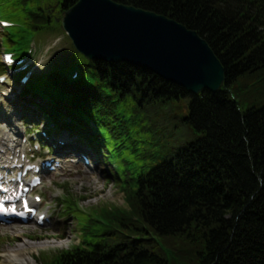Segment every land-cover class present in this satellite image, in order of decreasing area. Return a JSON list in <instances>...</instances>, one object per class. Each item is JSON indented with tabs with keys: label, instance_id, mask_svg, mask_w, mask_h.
<instances>
[{
	"label": "trees",
	"instance_id": "obj_1",
	"mask_svg": "<svg viewBox=\"0 0 264 264\" xmlns=\"http://www.w3.org/2000/svg\"><path fill=\"white\" fill-rule=\"evenodd\" d=\"M75 1L4 0L2 12L21 26L3 35L5 44L57 31L56 16ZM113 1L195 30L222 63L224 83L193 95L129 63L88 61L72 47L78 80L58 68L35 77L29 88L53 103L50 111L40 106L52 120L67 114L99 126L124 199L86 212L64 197L81 240L44 254V264H264V103L243 107L232 91L240 79L264 84V0ZM183 128L193 136L182 140Z\"/></svg>",
	"mask_w": 264,
	"mask_h": 264
},
{
	"label": "water",
	"instance_id": "obj_2",
	"mask_svg": "<svg viewBox=\"0 0 264 264\" xmlns=\"http://www.w3.org/2000/svg\"><path fill=\"white\" fill-rule=\"evenodd\" d=\"M61 24L88 60L129 62L186 91L216 92L224 68L197 32L164 15L113 0H77Z\"/></svg>",
	"mask_w": 264,
	"mask_h": 264
},
{
	"label": "rangeland",
	"instance_id": "obj_3",
	"mask_svg": "<svg viewBox=\"0 0 264 264\" xmlns=\"http://www.w3.org/2000/svg\"><path fill=\"white\" fill-rule=\"evenodd\" d=\"M0 9H4L3 6L0 5ZM2 31L3 29L0 27L1 34ZM31 37H33L34 40L31 39L30 41L29 37L25 36L23 42L26 43L25 49H28L30 44L33 46L32 51H34V53H26L25 57H30L36 63L37 68L34 71V75L44 73L53 67L63 64L67 59L66 57H69L67 53L71 51L69 49L71 42L62 29L60 31L45 32L44 34L34 33ZM2 41L3 39L0 36V62L2 52L6 51L5 45L1 44ZM36 41H38L41 46H39ZM69 55H71V53ZM65 64L68 67L73 66V63L69 60L66 61ZM256 81L254 77L244 81L240 79L233 86L232 91L243 107L260 106L264 103V94H262V96L259 94L253 96L251 94L255 89L260 92L264 90V84L254 85ZM18 89L20 88L16 86L13 92L11 81L10 84L4 88V97L3 95L1 97L3 103L0 102V117L4 116L3 112L9 117V113L12 112V108L14 107L10 101L5 100V95L7 94L13 97L12 94L18 92ZM14 99L16 98L14 97ZM20 99L23 98L20 97ZM185 103L187 104L188 101L185 100ZM177 109H181L179 112L181 116L187 114L186 107H177ZM4 130L5 133L0 131V137H7L9 135L10 132L6 127ZM181 131L183 133L181 136L182 140L191 138L192 134L187 128H183ZM68 140L73 144L81 142L78 135H68ZM81 146L85 150L89 149L87 147L88 145L85 143H82ZM59 153L63 154L64 150H60ZM97 157L96 159L98 162H94L91 167H85L82 164L79 166L76 165L72 169L65 167L64 170L58 171L57 174L47 176L43 187L38 191L43 197L40 208L51 213L53 223L43 228H38L33 224L17 227H15L16 225L1 227L0 253L9 250L14 251L17 248H26V251L30 252L29 248L32 245L36 246L38 249H36V252H30L33 259L37 264H44L47 260L44 256H48L44 254L51 255L59 250L67 249L72 245L78 244L81 240V236L78 224L74 219L75 217H79L78 214L75 212L70 213L69 210H60L62 207L59 202H56V199L61 198L64 194H68L78 200V205L85 211L93 205H98L100 203L123 205V195L117 188L115 180H112L113 176L108 173L109 166L103 164V161L100 160V156ZM155 158L156 160L153 164L161 160L159 156ZM15 234L20 236V238L17 239L18 241H14ZM0 264H6L2 262L1 257Z\"/></svg>",
	"mask_w": 264,
	"mask_h": 264
},
{
	"label": "bare ground",
	"instance_id": "obj_4",
	"mask_svg": "<svg viewBox=\"0 0 264 264\" xmlns=\"http://www.w3.org/2000/svg\"><path fill=\"white\" fill-rule=\"evenodd\" d=\"M6 140L1 139L0 142L5 143ZM59 144V143H58ZM79 146H77V149ZM14 241H18L16 238ZM30 252L37 249L36 246H32L29 248ZM23 250V252H22ZM30 252L26 251V248H17L14 251H4L0 253V257L2 258V262L6 264H37V262L33 259Z\"/></svg>",
	"mask_w": 264,
	"mask_h": 264
},
{
	"label": "snow or ice",
	"instance_id": "obj_5",
	"mask_svg": "<svg viewBox=\"0 0 264 264\" xmlns=\"http://www.w3.org/2000/svg\"><path fill=\"white\" fill-rule=\"evenodd\" d=\"M5 191H6V189H5ZM24 208L26 210L28 209V205H27V202L26 201L24 203ZM0 212H5V213H7V212H16V208H15V206H12L10 208H6V207L3 206L2 203H0ZM17 214L18 215H23V213H17Z\"/></svg>",
	"mask_w": 264,
	"mask_h": 264
}]
</instances>
